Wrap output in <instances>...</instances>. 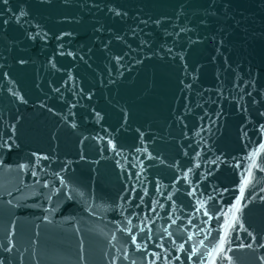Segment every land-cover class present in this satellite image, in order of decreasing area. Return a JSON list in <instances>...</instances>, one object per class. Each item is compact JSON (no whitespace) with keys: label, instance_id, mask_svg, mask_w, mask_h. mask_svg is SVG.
I'll return each mask as SVG.
<instances>
[{"label":"water","instance_id":"obj_1","mask_svg":"<svg viewBox=\"0 0 264 264\" xmlns=\"http://www.w3.org/2000/svg\"><path fill=\"white\" fill-rule=\"evenodd\" d=\"M0 264H264V0H0Z\"/></svg>","mask_w":264,"mask_h":264},{"label":"snow or ice","instance_id":"obj_2","mask_svg":"<svg viewBox=\"0 0 264 264\" xmlns=\"http://www.w3.org/2000/svg\"><path fill=\"white\" fill-rule=\"evenodd\" d=\"M244 183H245V185H246V184L248 183V181H247V180H245V182H244Z\"/></svg>","mask_w":264,"mask_h":264}]
</instances>
